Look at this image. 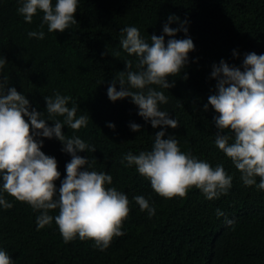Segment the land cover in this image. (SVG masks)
<instances>
[{
  "label": "trees",
  "instance_id": "1",
  "mask_svg": "<svg viewBox=\"0 0 264 264\" xmlns=\"http://www.w3.org/2000/svg\"><path fill=\"white\" fill-rule=\"evenodd\" d=\"M19 7L17 0H0V58L7 60L0 70L4 91L14 87L29 100V110L45 119V97L56 93L72 97L68 106L75 102L77 116L89 119L79 131L65 125L63 133L95 147V152L77 154L89 159V170L112 176L107 187L128 197L130 212L120 229L123 235L115 236L103 250L78 236L66 243L55 220L38 229L37 217L43 210L2 192L0 179V194L13 205L0 206V250L13 264H264V190L244 185L231 159L215 146L218 113L208 104V97L218 93L213 65L223 60L243 70L246 54H264V0H78L77 23L63 33L42 26L39 10L33 22L26 23ZM170 16L178 20L169 22ZM182 23L187 34H164L165 24L180 29ZM129 26L149 43L152 35H164L166 45L173 38H191L195 45L181 73L168 78L174 86L161 88L168 102L159 107L178 120L176 129L153 128L138 115L131 98L113 102L107 95L116 74L127 71L126 61L137 70V57L124 52L119 43L122 30ZM32 31H43L44 39L30 38ZM116 87L119 90L118 83ZM47 123L54 127L53 121ZM133 123L140 125V132L132 131ZM159 131L166 133L165 139L175 137L182 152L213 168L222 164L233 178L227 193L213 200L195 187L183 198L155 193L150 181L135 166H127L123 157L150 151ZM33 136L43 141L41 151L58 163V198L72 157L55 137H35V130ZM255 180L259 184L260 177ZM138 195L149 201L155 215L140 209L134 199ZM218 209L224 216H217ZM58 213L59 209L49 210L53 217ZM226 219L234 223L229 226Z\"/></svg>",
  "mask_w": 264,
  "mask_h": 264
},
{
  "label": "clouds",
  "instance_id": "2",
  "mask_svg": "<svg viewBox=\"0 0 264 264\" xmlns=\"http://www.w3.org/2000/svg\"><path fill=\"white\" fill-rule=\"evenodd\" d=\"M18 13L26 23L31 24L38 10L43 13L42 26L47 25L49 32L66 31L75 19L78 0H17ZM169 22L178 20L170 16ZM178 31L187 34V28L173 29L165 24L163 32L175 37ZM30 38L44 39L43 31L28 33ZM150 43L141 37L140 31L129 26L122 30L120 46L130 56L137 57L133 71L131 60L126 61V72H119L107 90L113 102L131 98L138 106V115L151 122L153 128L176 129L179 122L169 118V113L159 107L166 104L167 97L162 89L174 84L168 83L169 77L178 76L188 61V54L195 45L191 38L170 39L165 44L164 35H152ZM118 55V53H117ZM0 58V70L6 64ZM217 81L218 93L208 97V104L218 113L215 125L219 132L215 136V146L231 159L235 168L242 174L246 186L264 190V54L248 53L243 61V70L230 67L225 61L213 65L211 73ZM188 77L185 76L186 80ZM117 83L119 90H117ZM155 85V88L150 87ZM5 82L0 81V179L2 192L15 200L29 204L34 210H43L37 217L38 229L57 224L64 241L92 240L97 248H107L115 236H122L123 221L130 212L128 197L114 187L111 175L89 170V159L78 152H95L94 146L85 143L78 136H65L62 129L79 131L86 127L89 117L77 116L78 105L72 97L56 93L45 97V115L30 109L25 95L14 87L4 91ZM206 104L205 111L208 109ZM27 117V120L25 119ZM63 117V122L56 119ZM53 121L49 127L47 121ZM30 121V123H29ZM115 129V125L109 124ZM132 131L140 132L138 124L130 125ZM35 137L52 139L55 137L63 145V151L72 159L66 165V178L63 179L57 198L56 181L60 179L58 163L55 158L45 155L41 148L43 141ZM226 133H231L226 134ZM166 133L159 131L154 137L150 151L138 155L128 152L124 157L127 166H135L137 172L150 181L152 189L163 198L185 197L190 188L202 191L208 200L226 194L232 185L222 164L213 168L209 163L198 160L191 153H184L175 137L165 139ZM85 169V170H81ZM255 177H260L257 184ZM136 204L149 216L155 209L143 196L134 197ZM0 206L13 207L2 194ZM59 209L55 217L49 210ZM217 216H224L217 210ZM227 225L234 221L225 220ZM0 264H13L6 251L0 250Z\"/></svg>",
  "mask_w": 264,
  "mask_h": 264
}]
</instances>
